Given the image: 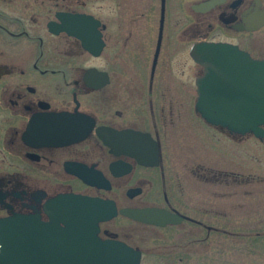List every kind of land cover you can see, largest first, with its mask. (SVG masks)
Masks as SVG:
<instances>
[{
  "label": "flooded vegetation",
  "instance_id": "af4514ba",
  "mask_svg": "<svg viewBox=\"0 0 264 264\" xmlns=\"http://www.w3.org/2000/svg\"><path fill=\"white\" fill-rule=\"evenodd\" d=\"M104 1L106 11L99 0H0V217L32 216L82 246L128 245L140 264H211L213 242L240 234L232 217L242 205L229 189L242 177L206 153L170 175L161 134L190 98L224 136L251 133L208 123L195 109L196 76L164 79L162 52L170 42L176 60L175 28L187 22L192 43L264 59V0ZM147 23H157L150 53ZM148 208L163 210L165 224L131 214Z\"/></svg>",
  "mask_w": 264,
  "mask_h": 264
},
{
  "label": "water",
  "instance_id": "95a60500",
  "mask_svg": "<svg viewBox=\"0 0 264 264\" xmlns=\"http://www.w3.org/2000/svg\"><path fill=\"white\" fill-rule=\"evenodd\" d=\"M84 45L91 50L85 41ZM190 55L203 66L196 78V108L205 119L237 133L252 131L264 137V60H251L234 45L206 41L194 43ZM143 138L155 145L149 135ZM139 260V253L117 243L78 245L63 231L31 216L0 218V264H139Z\"/></svg>",
  "mask_w": 264,
  "mask_h": 264
},
{
  "label": "rangeland",
  "instance_id": "374dc122",
  "mask_svg": "<svg viewBox=\"0 0 264 264\" xmlns=\"http://www.w3.org/2000/svg\"><path fill=\"white\" fill-rule=\"evenodd\" d=\"M123 5L118 8V15L124 17L128 10ZM98 6L100 11H106L104 0H99ZM175 29L179 33L177 58L170 62V42L166 43L162 52L163 78L177 81L178 85L182 81L192 85L200 67L189 57V48L197 37L188 35L187 22H180ZM156 30L157 23L144 24L142 41L145 52H151ZM193 100L190 98L189 101L174 104L176 122L173 125L168 121V125H164L161 138L168 173L185 175L186 165L193 158L204 160L205 153L213 159L220 158L227 169L237 171L242 179L239 184H231L229 190L236 192L241 201L242 206L237 207L232 217L241 231L236 238L228 236L225 247L214 241L210 261L211 264H264V141L252 135L234 139L224 136L217 129L204 124L194 113ZM165 121L164 118V124ZM217 159L214 161L219 165Z\"/></svg>",
  "mask_w": 264,
  "mask_h": 264
}]
</instances>
